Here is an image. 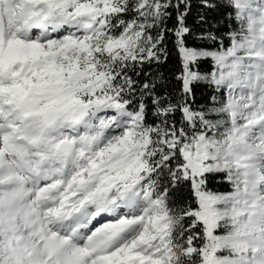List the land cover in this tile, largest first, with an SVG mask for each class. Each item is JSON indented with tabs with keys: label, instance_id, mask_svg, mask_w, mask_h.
Masks as SVG:
<instances>
[{
	"label": "snow or ice",
	"instance_id": "snow-or-ice-1",
	"mask_svg": "<svg viewBox=\"0 0 264 264\" xmlns=\"http://www.w3.org/2000/svg\"><path fill=\"white\" fill-rule=\"evenodd\" d=\"M0 264H264V0H0Z\"/></svg>",
	"mask_w": 264,
	"mask_h": 264
}]
</instances>
